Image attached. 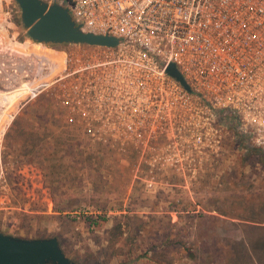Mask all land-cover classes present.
I'll return each instance as SVG.
<instances>
[{"label": "built area", "instance_id": "obj_1", "mask_svg": "<svg viewBox=\"0 0 264 264\" xmlns=\"http://www.w3.org/2000/svg\"><path fill=\"white\" fill-rule=\"evenodd\" d=\"M44 1L118 43H41L63 53L62 67L45 79L55 63L41 55L38 83L28 64L20 91L33 98L51 88L89 145L135 158L131 171L145 175V188H190L238 148L264 152V0ZM170 174L182 181L160 177Z\"/></svg>", "mask_w": 264, "mask_h": 264}, {"label": "rangeland", "instance_id": "obj_2", "mask_svg": "<svg viewBox=\"0 0 264 264\" xmlns=\"http://www.w3.org/2000/svg\"><path fill=\"white\" fill-rule=\"evenodd\" d=\"M27 43L44 47L26 37L17 4L0 0L1 232L56 237L78 264L254 261L255 235L248 242L245 231L264 220L258 154L238 148L220 159L218 173L199 175L190 188L147 189L145 175L131 171L135 158L89 145L60 114L51 88L33 98L20 91L28 64L32 86L38 83L31 54L40 49ZM160 177L182 181L181 175Z\"/></svg>", "mask_w": 264, "mask_h": 264}, {"label": "water", "instance_id": "obj_3", "mask_svg": "<svg viewBox=\"0 0 264 264\" xmlns=\"http://www.w3.org/2000/svg\"><path fill=\"white\" fill-rule=\"evenodd\" d=\"M20 11L26 37L35 43H86L115 46L118 38L85 32L68 9L44 0H13ZM167 72L189 89L173 63ZM0 264H78L62 250L56 237L23 238L0 231Z\"/></svg>", "mask_w": 264, "mask_h": 264}, {"label": "crops", "instance_id": "obj_4", "mask_svg": "<svg viewBox=\"0 0 264 264\" xmlns=\"http://www.w3.org/2000/svg\"><path fill=\"white\" fill-rule=\"evenodd\" d=\"M256 222L260 221V224L254 225L253 231L246 230V240L248 241V235L251 233L255 235V245L252 249L251 254L253 255V262L251 264H264V220H254ZM249 242V241H248ZM247 242V243H248Z\"/></svg>", "mask_w": 264, "mask_h": 264}, {"label": "bare ground", "instance_id": "obj_5", "mask_svg": "<svg viewBox=\"0 0 264 264\" xmlns=\"http://www.w3.org/2000/svg\"><path fill=\"white\" fill-rule=\"evenodd\" d=\"M27 44L29 46H31V47H38V48L40 47L39 44L38 45L37 44H30V43H27ZM34 50H35L36 53H34L32 51V54H31L34 59L39 58L41 55H46L51 60V62H54L55 63V66L52 68V71L49 73V75L47 77H44L45 79H51V77H53L61 69V67H62L63 53H61V52H55V51H53L51 49H47L45 47H43L39 51H36V49H34ZM38 52H40L41 55L38 54ZM23 92L24 93H27L25 90ZM9 108H10V106H9Z\"/></svg>", "mask_w": 264, "mask_h": 264}, {"label": "trees", "instance_id": "obj_6", "mask_svg": "<svg viewBox=\"0 0 264 264\" xmlns=\"http://www.w3.org/2000/svg\"><path fill=\"white\" fill-rule=\"evenodd\" d=\"M24 94H21L19 96H23ZM248 153L252 154V153H256L258 154V156L261 158L262 162H264V152L255 148V147H249L248 148Z\"/></svg>", "mask_w": 264, "mask_h": 264}]
</instances>
